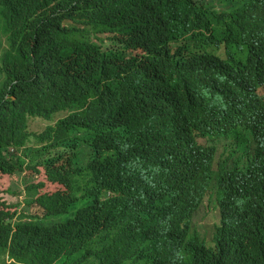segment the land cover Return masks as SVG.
Here are the masks:
<instances>
[{
    "label": "trees",
    "instance_id": "16d2710c",
    "mask_svg": "<svg viewBox=\"0 0 264 264\" xmlns=\"http://www.w3.org/2000/svg\"><path fill=\"white\" fill-rule=\"evenodd\" d=\"M228 1L0 0V264H264V0ZM205 174L223 224L181 258ZM91 183L119 197L65 220Z\"/></svg>",
    "mask_w": 264,
    "mask_h": 264
},
{
    "label": "clouds",
    "instance_id": "9594fccd",
    "mask_svg": "<svg viewBox=\"0 0 264 264\" xmlns=\"http://www.w3.org/2000/svg\"><path fill=\"white\" fill-rule=\"evenodd\" d=\"M224 5H226V7L221 8L222 13H229L235 10L236 8H238L236 4L230 0L228 2H225ZM6 47L7 46L4 43L3 48H6ZM66 117H67L66 114L62 112V113L55 115L49 121L44 120V119H41V120H44L45 122H47L46 126L48 125L53 126L59 123L62 119ZM29 127H30V121L28 125V130L32 133H37L39 135L43 133L45 129L44 128L41 132H34V131H31ZM201 143H204V140H202ZM24 148L26 149V147ZM29 148H31V146H29ZM80 150H81L82 155L88 160L87 147L82 146ZM10 151L12 152L13 150L10 149ZM223 158H224L223 149L220 148L217 153L216 159H223ZM136 166L142 167L144 166V164H134L133 163L130 165V168H136ZM216 167H217V163L215 161L213 169L214 168L216 169ZM42 170H43L42 167H38L36 171L34 170V172L30 170L31 171L30 176H33L32 177L33 181L35 179L37 182L44 184V187H42V189L40 190V196H42L43 194H48V193L63 189V187L58 184H52L48 182ZM26 172L29 173V170H26ZM55 185H56V189L52 190L51 188ZM219 190H220V187L216 185L214 178L209 176L208 174H205L203 181L201 183V196H200L199 202L191 209L189 218L186 220V223L184 225L181 224V228L184 229L185 233L183 235V238L179 242V250L176 251V254L178 257L185 258L187 256V252L193 247L203 248L206 251H208L207 248L214 247L215 230L220 224H223V216H220V211L216 207L218 198L223 196L221 195V192H218ZM117 197H119V194L113 191H109L106 189H103L100 192L96 191L95 184L91 183L87 187H85L83 190L75 193L69 199L70 201H69L68 213L63 216H65V220H69L74 215L78 216L79 213H81L82 211H87L88 209L93 207V205L97 201H106L108 199H113V198L115 199ZM205 201H207V211L210 212L213 217L212 231H211L212 238L211 239L207 238L205 232H198L196 230L193 231V225L196 223V219L198 215L200 214ZM31 207L33 208L34 206L32 205ZM35 207L36 209L39 210L38 212H40V207L37 206L36 204H35ZM35 215L38 216L36 212H35ZM59 218L60 216L49 218L48 220H45V223L46 222L57 223ZM190 218L191 220L189 221Z\"/></svg>",
    "mask_w": 264,
    "mask_h": 264
},
{
    "label": "rangeland",
    "instance_id": "374dc122",
    "mask_svg": "<svg viewBox=\"0 0 264 264\" xmlns=\"http://www.w3.org/2000/svg\"><path fill=\"white\" fill-rule=\"evenodd\" d=\"M220 6L226 7V5H220ZM46 124H47V122H45L44 120L32 119V120H30V127L29 128L31 131H34V132H41L45 128ZM39 178H40V176H39ZM6 198H7L8 202H14L16 200V198L12 197L11 195L6 196ZM33 208H34V212L39 211L38 209H36V207H33ZM212 223H213V217H212V214L207 211V201H205L203 208H202L200 214L198 215V217L196 219V223L193 225V231L196 230L198 232H205L207 238L211 239L212 238V234H211Z\"/></svg>",
    "mask_w": 264,
    "mask_h": 264
}]
</instances>
